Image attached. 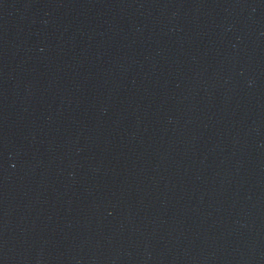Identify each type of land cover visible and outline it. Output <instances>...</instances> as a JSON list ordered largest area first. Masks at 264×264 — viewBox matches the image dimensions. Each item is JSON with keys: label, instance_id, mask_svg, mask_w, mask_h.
<instances>
[{"label": "water", "instance_id": "1", "mask_svg": "<svg viewBox=\"0 0 264 264\" xmlns=\"http://www.w3.org/2000/svg\"><path fill=\"white\" fill-rule=\"evenodd\" d=\"M0 264H264V0H0Z\"/></svg>", "mask_w": 264, "mask_h": 264}]
</instances>
